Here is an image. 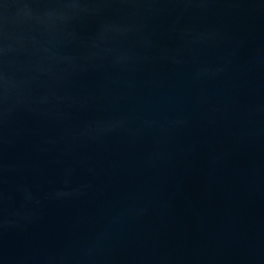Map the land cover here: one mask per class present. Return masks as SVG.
Masks as SVG:
<instances>
[{
  "label": "water",
  "instance_id": "water-1",
  "mask_svg": "<svg viewBox=\"0 0 264 264\" xmlns=\"http://www.w3.org/2000/svg\"><path fill=\"white\" fill-rule=\"evenodd\" d=\"M0 264H264V0H0Z\"/></svg>",
  "mask_w": 264,
  "mask_h": 264
}]
</instances>
